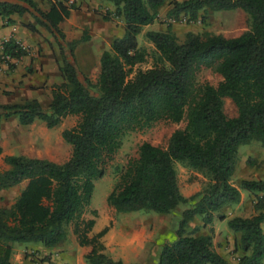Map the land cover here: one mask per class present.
I'll return each mask as SVG.
<instances>
[{
  "label": "trees",
  "instance_id": "obj_1",
  "mask_svg": "<svg viewBox=\"0 0 264 264\" xmlns=\"http://www.w3.org/2000/svg\"><path fill=\"white\" fill-rule=\"evenodd\" d=\"M100 1L113 7L111 14L122 20L123 27L99 55L92 95L86 87L90 80L80 78L73 64L75 41H65L59 26L78 8L76 0H49L46 10L34 0H0V19L6 25L14 23L12 15L28 14L52 35L61 79L50 89L47 109L36 99L0 103V119L15 115L21 125L38 119L51 128L67 115L78 116L72 127L60 132L71 147L65 161L13 154L3 157L8 169L0 172V190L21 181L25 185L11 205L0 207V264H11L13 243L56 246L65 240L67 226L76 243L88 247L83 254L86 264H123L104 252L101 237L106 226L90 233L96 211L90 210L87 218L83 215L92 180L102 176L104 164L120 147L124 133L147 129L162 119L184 125L171 131L165 146L141 142L136 156L115 168L116 179L106 204L115 212L167 214L189 202L181 211L173 239L160 244L155 264H230L213 249L211 228L204 234L197 233V226L187 232L185 228L195 216L200 226L210 224L214 211L238 201L239 189L253 194L264 191L262 179H240L237 187L230 182L238 146L255 141L264 148V0H170L166 16L173 20L180 13L195 19L200 10L239 8L247 14V28L232 37L187 31L181 42L169 26L164 31L147 30L143 35L153 46L154 62L136 70L133 66L146 54L136 35L143 25L156 20L166 0ZM23 26L37 30L31 23ZM27 53L11 36L0 45V59L8 68ZM202 67L221 76L216 85L197 82ZM224 97L234 104L235 116L223 113ZM176 162L206 179L199 191L188 197L181 194ZM263 200L264 195H255V213L226 222L238 234L235 247L242 253L236 264H262Z\"/></svg>",
  "mask_w": 264,
  "mask_h": 264
},
{
  "label": "rangeland",
  "instance_id": "obj_2",
  "mask_svg": "<svg viewBox=\"0 0 264 264\" xmlns=\"http://www.w3.org/2000/svg\"><path fill=\"white\" fill-rule=\"evenodd\" d=\"M34 1L40 9L46 10L48 8L49 0ZM106 3L100 0H76L78 8L72 10L71 14L60 25L65 41H75L73 64L80 78L86 76L90 80V84L86 85V87L92 95L96 93L92 84L95 83L98 73L99 55L103 50H108L109 40L121 34L123 27L122 20L111 14ZM163 10L160 11L163 12ZM204 10H200L195 19H189L187 15L180 13L175 20H169L166 15L162 14L157 20L158 30L153 31H162V28L169 26L175 34L177 41L181 42L184 39L185 33L189 30H194L195 33L201 36L213 33L221 34L225 37H232L247 28V14L239 8L215 11ZM103 15L106 16V19L103 18ZM25 18L24 16L18 17V28L26 34V37L20 36V39H24V41L19 40V42L28 50L26 56L30 57V71L27 72V67L25 66L23 69L24 74H21V70L8 68L4 61L0 59V76L5 82L2 92L4 95L10 92L15 94L13 103H23L26 100L32 99L34 95H38L42 109H47L50 99V89L61 81L58 70L54 69L59 59L58 50L52 35L43 26L35 24L32 17H30V23L37 30L36 32L27 30L23 26ZM144 32V30H140L136 35V39L138 46L144 48L146 54L143 61L135 64L132 70L149 68L154 62L155 53L152 45H148V41L143 35ZM48 63L49 68L52 69L42 70V67ZM220 79L221 76L219 74L205 67L200 68L196 74L197 82L206 81L213 86ZM25 83L30 86V91L25 88ZM29 94L30 97H28ZM222 110L226 117H232L236 114L234 104L226 97L223 98ZM77 120V115H67L61 119L59 124L51 128H47L45 125L38 126L39 122L42 123L38 119L32 125H17L16 127L19 128V137L26 135L25 142L23 140L20 141V145H24L23 147H25L23 150L24 155L45 158L56 163L65 161L69 157L71 147L62 140L60 132L63 129L72 127ZM183 125L184 123L182 121L173 123L162 119L156 121L147 129L132 130L122 135L120 147L103 166L102 176L92 180V192L83 215L87 218L90 217V210L96 211L95 228H100L104 223H108L106 217L111 214L110 211L112 209L106 204L105 198L115 182V168L122 167L128 158L135 157L137 147L143 141H147L153 145L165 146L171 131L175 128H181ZM3 164L5 163L2 159V162H0L1 170ZM174 166L176 169L177 185L183 196L188 197L194 194L205 184L206 179L200 173L177 162ZM257 176L264 180V148L255 141L239 145L235 157L234 170L230 177L231 184L237 187L240 179H254ZM9 192L10 190L6 193L8 194ZM248 199H251V195L247 194L244 196L243 205L244 203L248 204ZM254 199L255 196L252 201ZM188 205L189 202L178 204L166 215H159L158 213L147 210L125 213L115 212L113 210L112 217L115 221L116 228L129 229L133 232L135 231V234H138V231L145 230L144 232H146L147 229L154 227L161 234L162 239L168 241L167 239L169 237L174 236L173 232L177 226L181 211ZM233 206L234 203H227L214 211V221L219 222L221 227L228 228L226 225L227 220L235 216L233 213L236 210L233 209ZM251 209L250 213L245 211L242 214L247 216L255 213L253 207ZM229 210H233V212L227 213ZM218 215H222L223 218H219ZM200 222V218L195 216L185 228L186 232L193 226H197L200 229ZM70 237L75 238L71 232V227L67 226L64 241H70ZM148 242L154 243L155 241L154 239H150ZM20 244L22 246L28 244L29 246L23 249L26 257H24L25 264H40L42 261H46L47 264H69L63 260L64 257L61 255L53 259V261H50L48 256L42 257L39 255L38 250L30 247L29 243ZM217 244L220 245L218 241ZM59 246H62V244ZM74 257L79 258V262L81 260L85 263L83 256L78 257V254L74 253ZM13 260L15 264H20L19 258L14 257ZM71 264H73V261Z\"/></svg>",
  "mask_w": 264,
  "mask_h": 264
},
{
  "label": "crops",
  "instance_id": "obj_3",
  "mask_svg": "<svg viewBox=\"0 0 264 264\" xmlns=\"http://www.w3.org/2000/svg\"><path fill=\"white\" fill-rule=\"evenodd\" d=\"M169 1L170 0H166L165 4H163L158 9L156 20L141 27L142 31L158 30L157 28L158 17L161 16L162 14L166 15V11L169 8V4L167 3ZM106 5L110 11L113 9V7L109 3H106ZM160 10L161 11L163 10V12H161ZM71 12L72 11H70L69 15L71 14ZM22 16L26 17L23 22L24 24L30 23V17L28 14L27 15L24 14ZM11 18L14 19V23L9 25H6L4 21L0 19V45L2 41L6 40L9 36H11L17 42H19V40L24 41V39H20V36L26 37L25 32H22V30L20 31L18 28V16L12 15ZM167 18L169 20L171 19L169 17ZM62 22L59 24V26L62 24ZM162 29H163L162 31H164L166 28H162ZM191 32H194V30ZM110 41L111 40H109V44ZM148 45H152V44H150V42L148 41ZM25 66L30 69V57L26 55L22 56L21 59L15 61V65L13 68L14 70H21V74H24L23 69ZM47 69H52L49 68V63L42 67V70L44 71H46ZM54 69H57V66ZM25 84H26L25 88H27V90L30 91L29 89L30 86H28L27 83ZM4 85L5 82L3 78L0 76V103H13V101L15 100L14 97L15 94H12V92H10L4 95V93L2 92ZM28 97H30V94L28 95ZM32 99H36L40 103V99L38 95H34ZM36 120H34L29 125H32ZM17 125L23 126L18 123L17 117L15 115H10L4 119H0V162H2V159L5 155H11V154L24 155L23 150L25 149V147H23L24 145H20V141L21 140L24 141L26 139V135H24L23 137H19L18 135L19 128L16 127ZM42 125H44L43 121L42 123L41 122L38 123V126H42ZM6 169H8V165L3 164L2 170L0 169V172ZM254 179H260V177L257 176L254 177ZM24 185H25V181H21L20 183L11 186L7 189H1L0 207H8L9 205H11L15 197L18 195L19 191L22 189ZM9 190L10 192L7 194L6 192ZM247 194L251 195V199H248V204L244 203L243 205L244 196H246ZM255 195L263 196L264 191L255 192L253 194L249 191L239 189V199L237 202L234 203L233 209L236 211L233 214L239 217L250 216V215L246 216L245 214L242 213L245 211H248V213L251 212L252 203H254L255 200L254 199L252 201V199L254 198ZM229 212L231 213L233 212V210L227 211V213ZM110 213L111 214H109V216L106 217L108 223L107 224L104 223V225L103 226L101 225L100 228H95L96 220L94 218V225L90 231V233H95L99 231L101 228L105 226L107 227L106 232L101 237V241L104 245V252L112 259L120 260L123 264H155L159 252V246L162 242H164L161 234L158 233L154 227H152L151 229H147L146 232H144L145 230L138 231V234H135V231L133 232L129 229L116 228L115 221L112 217V213H114L113 209L110 211ZM159 215H166V214H159ZM208 227L212 228V246L215 252H217L222 257H224L230 264H236L238 256L242 253L239 249H236L235 247V240L237 239L238 234L232 232L228 228L221 227L220 223L214 221L213 218L210 224H206V226H200L199 229L200 231L198 230L199 234L207 233ZM261 228L264 230V221L261 223ZM172 238L173 236L169 237V239L167 240L169 241ZM150 239H154L156 243L148 242ZM69 240L70 241L68 242L62 241L56 246L50 248L42 247L39 244H30V247L37 249L39 255H41L42 257L48 256L50 261H53V259H56L59 255H61L64 257L63 260L68 262L69 264H71L72 261L73 264H85L81 260L79 262L78 260L79 258H75L74 253H77L78 257L79 256L82 257L83 254L87 252L88 247L79 246L76 243L75 238L73 237H70ZM157 240H159L158 243ZM217 241L218 243H220V245L217 244ZM60 244H62V246H59ZM25 247L26 248L29 247L28 244L26 246H22L20 243L12 244V254L10 257L11 264H15L13 262L14 257L19 258L20 264H25V260H24L25 254L23 253V249ZM40 264H47V262L42 261V263ZM262 264H264V259L262 260Z\"/></svg>",
  "mask_w": 264,
  "mask_h": 264
},
{
  "label": "built area",
  "instance_id": "obj_4",
  "mask_svg": "<svg viewBox=\"0 0 264 264\" xmlns=\"http://www.w3.org/2000/svg\"><path fill=\"white\" fill-rule=\"evenodd\" d=\"M3 60V59H2Z\"/></svg>",
  "mask_w": 264,
  "mask_h": 264
}]
</instances>
